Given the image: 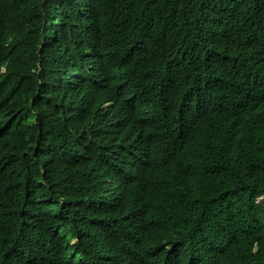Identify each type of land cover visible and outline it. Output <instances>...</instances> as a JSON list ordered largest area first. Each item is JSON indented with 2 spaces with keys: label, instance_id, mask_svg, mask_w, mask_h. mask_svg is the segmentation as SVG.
<instances>
[{
  "label": "trees",
  "instance_id": "trees-1",
  "mask_svg": "<svg viewBox=\"0 0 264 264\" xmlns=\"http://www.w3.org/2000/svg\"><path fill=\"white\" fill-rule=\"evenodd\" d=\"M0 264H264V0H0Z\"/></svg>",
  "mask_w": 264,
  "mask_h": 264
}]
</instances>
